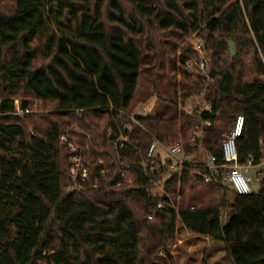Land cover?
I'll list each match as a JSON object with an SVG mask.
<instances>
[{
	"label": "trees",
	"instance_id": "trees-1",
	"mask_svg": "<svg viewBox=\"0 0 264 264\" xmlns=\"http://www.w3.org/2000/svg\"><path fill=\"white\" fill-rule=\"evenodd\" d=\"M153 29L203 41L210 110L186 108L206 60L146 42ZM17 100L31 113L16 117ZM240 115L237 162L260 165L264 0H0V264H157L182 235L222 244L230 264H264V170L259 193L242 196L205 183L202 163L155 169L147 158L156 139L188 157L202 146L222 167ZM127 128L131 143L119 149ZM62 136L83 150V189L72 188Z\"/></svg>",
	"mask_w": 264,
	"mask_h": 264
},
{
	"label": "built area",
	"instance_id": "built-area-1",
	"mask_svg": "<svg viewBox=\"0 0 264 264\" xmlns=\"http://www.w3.org/2000/svg\"><path fill=\"white\" fill-rule=\"evenodd\" d=\"M203 45L202 43H199L197 45V51L203 52ZM208 65L207 62H201L200 69L202 71V74L204 76L203 83L205 84L203 86V89L200 94L197 96H194L193 98L198 99V102H194L191 104V113H201L203 111L210 110V104L206 99L207 95V82H209V69L207 71ZM191 98V99H193ZM190 99V100H191ZM152 109L141 111V114L145 115L149 113ZM31 111L29 109L22 110L18 104H16V110L14 112V115L19 118H23L25 115L30 114ZM134 120L133 117H130ZM244 125H245V119L242 115L237 116L236 120L234 122V126L229 134L225 136V140L222 143V157L224 161V166L218 167L216 165V157L207 155V160L202 163V165L211 173V176L205 177V183H218L222 182L228 185L231 190L237 194L242 196H248L253 194H258L259 192L255 193L250 187V183H252L251 178L248 177V174L250 170L253 167H259L264 162H262L260 165L255 166L252 160H248L244 164H239L237 162L238 156H237V149L236 144L237 140L242 137L244 132ZM126 131L128 132V135H123L119 137L115 145L119 149H124L126 145H129L130 139L129 136L132 134V128H127ZM61 140L68 143L69 149L71 152L74 153V155L71 157V163H70V175L71 180L73 183L72 188L75 189H83L85 188V184L88 180V171L83 166V150L79 147L78 144L75 142L69 141V139L66 136H62ZM191 157V156H190ZM147 158L149 160L150 164H153L155 166V169H159L161 162L162 164H166L167 161L170 162L168 165L170 170H176L179 167H184L188 164H193L195 162H191L188 160V156L185 153V149L181 144H163L158 140H153L152 144L149 146L148 152H147ZM99 163H102V160H99ZM113 165V164H112ZM219 168H227L228 172L223 174L220 177L214 176L213 173H217V170ZM102 175H104V171L102 172ZM193 179H197V175L195 174L193 176ZM72 188L68 189L71 190ZM161 208V206H158V209ZM149 219H152V217H149Z\"/></svg>",
	"mask_w": 264,
	"mask_h": 264
},
{
	"label": "rangeland",
	"instance_id": "rangeland-1",
	"mask_svg": "<svg viewBox=\"0 0 264 264\" xmlns=\"http://www.w3.org/2000/svg\"><path fill=\"white\" fill-rule=\"evenodd\" d=\"M126 8V12L131 14V8L128 4L123 3ZM150 35H147L149 38L145 41L154 42L159 45L160 43H168L179 46L177 56L180 54L181 50L183 51L186 48L192 49L196 53L198 52L197 45L199 43H203V41L197 37L196 35H191L185 40L180 41L179 39H175L169 35H164L162 32L155 31L154 29L149 31ZM152 42V43H153ZM199 58L201 60H206L208 69L211 67V56L205 53L198 52ZM210 56V57H209ZM144 91L143 86L140 87L139 93ZM199 100L193 98L188 100L186 103V108L191 109V104L194 102H198ZM19 101H16L18 104ZM155 102L154 99L150 102L149 106L145 107V110L152 109ZM138 103L135 104L137 106ZM144 109H142L143 111ZM191 162L203 163L207 160V155L202 146H199L194 155L188 158ZM264 170V164L259 167H253L248 177L251 178L252 183H250V187L253 192L257 193L260 191V180L257 177L259 171ZM160 192H164V188H158ZM229 201H233V195H228ZM234 213L231 210H225L222 214V220L226 223L230 216ZM154 262L157 264H230L229 260L226 257L224 246L219 243H215L208 238H204L196 235H182L177 238L170 246L167 252H159L154 259Z\"/></svg>",
	"mask_w": 264,
	"mask_h": 264
},
{
	"label": "water",
	"instance_id": "water-1",
	"mask_svg": "<svg viewBox=\"0 0 264 264\" xmlns=\"http://www.w3.org/2000/svg\"><path fill=\"white\" fill-rule=\"evenodd\" d=\"M230 58L233 59L235 56V46L233 42H229Z\"/></svg>",
	"mask_w": 264,
	"mask_h": 264
},
{
	"label": "crops",
	"instance_id": "crops-1",
	"mask_svg": "<svg viewBox=\"0 0 264 264\" xmlns=\"http://www.w3.org/2000/svg\"><path fill=\"white\" fill-rule=\"evenodd\" d=\"M231 211H232V210H231ZM232 212L234 213V211H232ZM233 215H234V214H233ZM233 215H231V216H233ZM231 216H230V217H231Z\"/></svg>",
	"mask_w": 264,
	"mask_h": 264
}]
</instances>
